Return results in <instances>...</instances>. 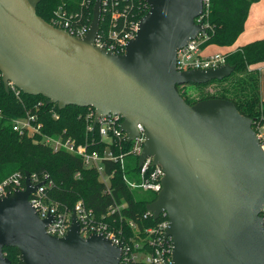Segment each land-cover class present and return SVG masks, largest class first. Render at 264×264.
Masks as SVG:
<instances>
[{
  "label": "water",
  "instance_id": "obj_1",
  "mask_svg": "<svg viewBox=\"0 0 264 264\" xmlns=\"http://www.w3.org/2000/svg\"><path fill=\"white\" fill-rule=\"evenodd\" d=\"M125 53L97 48L101 0L84 38L54 27L37 14L41 0H0V73L22 93L42 96L59 110L92 108L94 127L108 114L123 118L131 142L137 124L146 140L139 167L151 157L164 172L162 189L146 209L169 218L167 264H264V150L253 121L235 104L206 99L189 105L178 86L202 85L232 76L228 63L211 69H177V54L199 33L202 0H145ZM0 198V264L16 248L23 264H121L122 247L101 234L84 238L75 210L64 237L47 232L54 216L41 219L30 204L37 190Z\"/></svg>",
  "mask_w": 264,
  "mask_h": 264
},
{
  "label": "trees",
  "instance_id": "obj_2",
  "mask_svg": "<svg viewBox=\"0 0 264 264\" xmlns=\"http://www.w3.org/2000/svg\"><path fill=\"white\" fill-rule=\"evenodd\" d=\"M259 1L212 0L206 20L210 27L206 30L207 39L202 44V49L209 45H234L244 32L251 6ZM95 2L96 0H41L37 14L51 23L54 13L63 7L70 13H78L79 18L82 16L83 22L89 25L93 19ZM132 3L138 21L149 11V6L145 0H133ZM105 22L103 16L101 29ZM227 55L226 63L235 66L231 78L192 85L194 92L190 96H186L188 86H178L177 89L189 105L213 98L233 102L242 115L253 121V128L258 132L260 128H264V100L261 95V72L254 67L264 63V39L250 42ZM210 86L214 87L213 92L208 91ZM42 100H45L42 96L21 93L18 98L11 90L7 93L0 73V183L18 172L23 175H47L54 184L48 190V199L51 204H57L61 211L72 212L76 204L82 201L87 208L93 210L98 220L109 222L118 230L124 229L126 235H131L133 231L127 227L125 218L137 222L142 234L145 228L156 225L159 221L153 218L145 220L143 216L147 205L154 202L157 195L133 190L124 181L126 175L129 179L140 182L138 156H135V166L130 170H127V161L124 170L119 162H106V174L113 173L109 185H106L96 169L85 167L83 158L55 152L43 143L44 136L56 134L73 137L78 143H84L88 138L98 141L97 132H87V115L94 109L69 106L59 110L57 105L44 104L37 111L43 124L39 134L30 138L13 131V122L24 118L28 112L36 113L34 108ZM129 146L130 143L126 142L125 149ZM93 148L102 151L104 144ZM116 153L119 154L120 151L117 150ZM112 206H120L121 210L112 217H107ZM4 252L11 264H23L16 248H5Z\"/></svg>",
  "mask_w": 264,
  "mask_h": 264
},
{
  "label": "built area",
  "instance_id": "obj_3",
  "mask_svg": "<svg viewBox=\"0 0 264 264\" xmlns=\"http://www.w3.org/2000/svg\"><path fill=\"white\" fill-rule=\"evenodd\" d=\"M212 0H202L203 12L196 19V23H202L207 30L210 26L206 21L209 15ZM133 0H101V20L104 16L106 22L98 32L95 40V46L100 49L111 51L116 54L125 53L126 46L132 40L138 30V21L136 13L133 12ZM146 2V1H145ZM78 13H70L65 8L60 7L51 20L54 27L67 31L70 35L77 38H84L89 30L90 24L83 22L82 16ZM207 39L206 32L199 33L195 39H192L177 54V69L186 71L191 69H211L226 64L227 54H216L214 56L202 57V44ZM10 90L19 98L21 91L10 83ZM46 104V99L39 101L35 110L36 113H30L13 122V131L20 136L35 137L41 132L43 127L39 120L37 111ZM1 117V116H0ZM57 117V114H55ZM95 111L92 110L87 115V132H97L99 140L88 138L84 143H78L73 137H66L64 134L53 136H44L43 143L52 148L55 152H63L70 156L83 158L84 165L87 168H94L100 173L101 180L109 185L113 177L112 174H106L105 163L119 162L121 168H126V159L130 156L140 157L143 145L146 140L145 128L142 124H137L139 135L132 140L121 129L123 118L119 115L108 114L98 118L94 127ZM257 137L261 147L264 150V128L258 130ZM129 142V148L125 149V143ZM103 150H97V145H103ZM120 153L117 154L116 151ZM140 182L129 179L126 175L124 181L133 190L150 192L157 195L162 189V179L164 172L158 165H154L151 157L146 158L143 165L139 167ZM31 184L38 186L37 190L30 194L29 202L36 209L41 219H47L49 215L54 216L53 222L47 226L48 234L55 237H64L71 225L72 212L61 211L57 204H51L48 199V190L54 184L47 175L30 174ZM25 175L18 172L0 183V198H3L8 192L15 190L24 191ZM124 207V206H122ZM79 224L80 233L84 238L90 234H101L110 239L113 244L122 247L121 264H167L172 259V240L166 237L169 227L168 215L163 212L156 220V225L147 227L141 233L139 224L125 218L127 227L132 229L131 235H126L124 229H116L109 222L100 221L95 217L92 209H89L80 201L74 207ZM120 206H112L109 209L107 217H112L120 212ZM264 220V206L261 211ZM143 218L148 220L153 218V213L146 210ZM155 220V219H154Z\"/></svg>",
  "mask_w": 264,
  "mask_h": 264
},
{
  "label": "crops",
  "instance_id": "obj_4",
  "mask_svg": "<svg viewBox=\"0 0 264 264\" xmlns=\"http://www.w3.org/2000/svg\"><path fill=\"white\" fill-rule=\"evenodd\" d=\"M261 39H264V0H260L251 6L244 32L238 38V48ZM254 68L261 72V95L264 100V63Z\"/></svg>",
  "mask_w": 264,
  "mask_h": 264
},
{
  "label": "rangeland",
  "instance_id": "obj_5",
  "mask_svg": "<svg viewBox=\"0 0 264 264\" xmlns=\"http://www.w3.org/2000/svg\"><path fill=\"white\" fill-rule=\"evenodd\" d=\"M242 35V34H241ZM239 46V43H238V40L236 41V43L232 46H226V47H220V46H216V45H209V46H206L205 48H203L201 50V56L202 57H208V56H214L216 54H222V55H225V54H228V53H232V51L234 52L235 49H237ZM231 78V77H230ZM229 79V78H228ZM192 85H189L186 89V96H190V95H193V90H192ZM214 90V87L213 86H210L208 87V91L210 92H213ZM136 158L131 156L129 158H127V170H130L132 169L134 166H135V163H136ZM131 174H133V172H129Z\"/></svg>",
  "mask_w": 264,
  "mask_h": 264
}]
</instances>
